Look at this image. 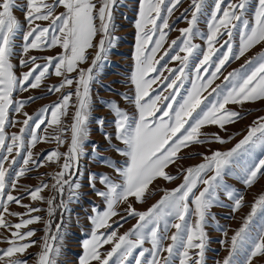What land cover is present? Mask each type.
Instances as JSON below:
<instances>
[{
    "label": "snow or ice",
    "instance_id": "6c2138e0",
    "mask_svg": "<svg viewBox=\"0 0 264 264\" xmlns=\"http://www.w3.org/2000/svg\"><path fill=\"white\" fill-rule=\"evenodd\" d=\"M118 3L119 0H0V243L7 245L0 248V264H29L33 258L34 264H62L60 258L68 235L65 215L71 219L70 206L79 204L82 198V184L76 177L81 175V158L88 154L95 107L92 86L113 41L119 39L114 36ZM182 3L183 0H139L134 70L128 77L134 95L122 94L134 105L135 114L130 115L113 100L104 102L113 119L95 118L108 148L123 162L101 156L99 145L91 143L95 162L111 173L88 174V187L101 199L104 209L93 204L87 214L91 231L82 241L78 264H207L211 243L207 229L216 222L211 210L217 205L229 207L221 194L230 202L229 215L245 206V197L227 183L226 177L234 176L248 189L264 180V116L254 119L243 138L227 151H213L191 167L183 168L179 163L185 158L179 155L182 149L206 143L226 144L233 139L203 133L206 125L227 131V125L244 118L246 103L264 101V52L246 59L240 69L227 75L222 71L231 60L245 57L257 45L264 47V0H213L210 10L208 0H190L178 18L185 20L188 27L176 29L180 36L171 40L157 58L167 43L168 32L173 30L169 18ZM16 11L23 13V22ZM204 15L208 17L207 33L198 27ZM196 37L204 39L205 50L193 42ZM55 47L62 53L45 57L43 64L38 63L40 57L31 54ZM89 50L95 52L90 66L83 68L82 64L89 63ZM165 57L177 61L178 66L162 65ZM14 58L21 69H27L20 75ZM74 72L77 75L71 76ZM53 74L61 78L60 83L45 84ZM221 76L224 83L213 87ZM186 84L191 86L182 93ZM42 85L48 94H58V100L30 115L26 105L41 97L29 95L17 100L14 94L40 89ZM228 105H239L241 110ZM10 113L23 119L14 120ZM65 119L69 122L65 123ZM17 125L18 132H7L9 126ZM109 125L111 132L106 131ZM40 142H55L57 148L36 154L33 149ZM65 144L67 151L61 152L59 146ZM257 151L261 153L259 159ZM45 164L59 169L44 174L51 184L44 180L35 187L19 183ZM170 165L179 170L182 182L170 191L164 190L146 211L136 210L130 197L146 202L153 195L150 185L158 178L176 181L177 175L167 171ZM45 189L52 195L44 197ZM25 198L47 207L24 204ZM13 204L25 211H11ZM121 204L127 205L123 209L126 215L118 210ZM41 212L45 215L37 214ZM117 215L121 221L132 217L137 222L120 234L118 228L123 224L112 220ZM257 216L261 224L253 234L252 223ZM9 217L18 222L13 223ZM32 224L43 225L44 235L35 238L38 229L29 228ZM217 229L223 232L224 239L219 243L227 249V255L216 264H264V191L254 198L242 225L230 238L218 223ZM166 240L170 243L166 244ZM105 245L110 248L105 249ZM33 247L39 251L30 252Z\"/></svg>",
    "mask_w": 264,
    "mask_h": 264
},
{
    "label": "rangeland",
    "instance_id": "374dc122",
    "mask_svg": "<svg viewBox=\"0 0 264 264\" xmlns=\"http://www.w3.org/2000/svg\"><path fill=\"white\" fill-rule=\"evenodd\" d=\"M19 2H23V0H19ZM190 0H183L182 5L179 7V10L175 11L174 14L169 18V24L173 26V30L168 32L167 43L164 44L163 48L157 54V58L159 55L163 54L164 49L168 48L171 40L176 39L180 36V32L176 29L186 28L188 27V23L185 20L178 19L183 13L185 8H188ZM255 3V0H253ZM213 4V0H208V5L210 10V6ZM138 8H139V0H119V3L116 6L114 11V23L116 25L114 29V36L118 37V40H114V46L111 48L109 55L105 62L101 64L102 71H97L96 75L98 80L92 86V98L94 101V111L92 113L93 120L90 123V141L89 146L86 148V153L83 158H81L79 163L80 173L81 175L77 176L76 179L82 184L81 193L82 198L79 201V204H72L71 207V219L65 215V222L68 230V235L64 240V251L61 256L62 264H78V258L82 254V241L88 238V234L91 231L90 222L87 220V214L91 212L93 204L97 205L101 210L104 209V204L101 199L95 196L91 192L88 187V174L90 172L96 173H111V170L100 166L97 162H95V153L91 152V143H96L99 145V154L101 156H107L113 160H118L121 163L122 158L112 149L108 148L104 136L102 132L97 128L95 124V118L104 117L106 121H111L113 119L112 114H110L109 110L104 106L105 101H117L120 107L129 112L130 115H134V105L129 103L127 100L123 99V95H134V89L128 82V77H130L131 72L134 70V55H135V44H136V34L137 30L135 28V21L138 19ZM206 10V11H207ZM251 12V9H250ZM17 17L23 22L24 16L20 11H16L15 13ZM190 19V13L189 17ZM207 15L201 16L199 19L198 27L201 32L207 33ZM249 19L251 16L249 15ZM160 23V21H157ZM46 24V22H44ZM155 38V37H154ZM226 38V37H225ZM194 43L201 46V50L206 49V44L204 39L201 37H196L193 41ZM239 37H236V43L238 44ZM19 43V39H18ZM89 63L82 64L81 67L87 68L90 66L92 55H94L95 50H89ZM264 52V47L257 45L253 49H251L248 53H246L245 57H241L239 60H231L226 66L225 69L222 70L224 75H227L228 72L233 70H238L241 68L246 61V59L251 58L253 56L258 55L259 53ZM62 49L59 47H55L52 49H45L42 51H33L31 54L40 57L38 63H45V57L56 56L57 54H61ZM183 55V53H181ZM13 63L17 65L16 73L20 75L22 71H26L27 69H21L19 67L18 59L14 58ZM162 65H167L169 68H175L178 66L177 61H173L168 57H165L164 60L160 62ZM159 67V65H158ZM54 71V70H53ZM165 74H167L165 72ZM71 76H76L77 74L71 73ZM61 78L56 77L54 74L47 77L45 80V84L53 85L60 83ZM223 76L217 79L213 87L216 84H223ZM107 86V88L105 87ZM191 85L186 84L185 89H182L183 93L189 88ZM112 89L109 91L108 89ZM210 91V89H209ZM123 94V95H122ZM29 95L41 97L34 102L26 105L25 110L30 115H35L42 107L50 105L58 100V94L52 93L48 94L46 88L42 85L40 89L31 90L27 93H19L14 94L15 99L19 100L22 98H27ZM207 95V93H205ZM227 107L233 110H241L239 105H228ZM74 111V109L69 110ZM243 111L246 113L243 119L239 120L234 124H229L226 126L227 131L221 130L218 126L215 125H206L202 132L208 135L217 133L221 137L227 139L229 136L233 137V139L229 140L226 144L219 143H206L203 145H194L187 149H182L180 156L185 157L180 160L179 163L183 168L195 166L198 163L203 161L204 155H210L213 151H227L231 147L235 145L243 135L246 134L247 127L252 123L254 119L259 116H264V101H257L254 103H246L243 107ZM10 118L14 120H22L23 117L10 113ZM50 118V117H49ZM69 121L65 119V123ZM17 126H9L7 128V132L9 134L18 132ZM43 127V126H42ZM52 129L49 128V132ZM106 131L111 132L112 128L109 125L106 128ZM43 135V133H41ZM68 140L70 141V133L67 134ZM27 142V137H26ZM114 143H118L113 141ZM122 146V145H120ZM57 148V144L55 142H40L33 149L34 153L41 154L46 153L48 150ZM59 150L61 152L67 151V144L59 146ZM261 153L257 151L256 158L259 159ZM18 163H22V160L18 158ZM59 169L56 165H48L45 164L42 167L34 169L31 173H29L26 177L21 178L19 183L24 186H37L41 180L47 181L49 184L52 181L49 179V176L44 175L45 173L52 174ZM167 171L177 175V179L174 182L164 181L162 178H158L154 181L153 185H150V189L153 191V195L146 200V202L139 203L136 202L134 198H129L133 202V206L138 211H146L152 204L156 203L161 196L163 195L164 190H172L177 187L182 182V175L179 173V170L174 166L170 165ZM226 181L229 185L235 188L241 195L245 197V206L237 213H232L229 215L230 211V202L227 201V197L221 194V200L224 203H229V207H222L220 205L214 206L212 208V213L216 217V222H213L209 225L207 231L209 237L211 239L210 250L206 253L207 264H216L218 260H222L227 255V249L222 246L219 241L224 239L223 232L217 229V223L222 226L224 230L228 232V237L231 235L242 225L243 218L250 211V204L253 202L254 198L257 197L262 191H264V180H261L259 183L254 185L251 189L246 188L239 180H237L234 176L226 177ZM97 187H100L97 184ZM14 195H19L18 192H13ZM44 197H48L52 195V193L45 189L42 192ZM24 204L32 203L33 206H39L42 208H46L47 205L42 204L40 202H32L29 198H25L23 200ZM127 205L121 204L119 206V212L121 215H126L123 212V209L126 208ZM11 211L13 212H24L25 209L22 207H18L15 204L10 205ZM41 216H44L45 213H37ZM35 215V214H34ZM13 221V223L18 222L15 217H9ZM57 219H59V214H57ZM113 221L118 223H122L123 226L118 228V232L123 234L131 229L136 224V219L132 217H128L126 222L120 220V215L112 217ZM261 218L259 216L255 217L252 223V231L255 234L260 227ZM113 227H116V224H113ZM29 228L38 229L36 233V237H41L44 235L43 225L41 224H32L29 225ZM170 231H175V229H170ZM0 232H3V229H0ZM165 243H170V241L166 240ZM5 243H0V248L6 247ZM145 247H150V244H146ZM110 248V245H105V249ZM32 253H36L39 251V248L33 247L29 250ZM29 264H34V258L30 259Z\"/></svg>",
    "mask_w": 264,
    "mask_h": 264
}]
</instances>
